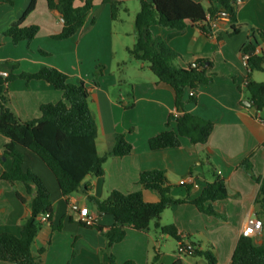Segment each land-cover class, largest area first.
<instances>
[{"label": "crops", "instance_id": "obj_1", "mask_svg": "<svg viewBox=\"0 0 264 264\" xmlns=\"http://www.w3.org/2000/svg\"><path fill=\"white\" fill-rule=\"evenodd\" d=\"M116 1L121 4L116 18L112 19L109 2L93 0L85 23L74 38L60 40L52 38L62 29L60 18L49 11L46 0H35L34 9L22 25H37L39 30L32 40L17 44L2 33L22 16L30 0H12V4L0 5V70L19 74L53 67L67 74L72 83L82 81L97 126L98 154L112 146L117 133L123 134L132 145L129 155L110 157L102 176L86 177L79 190L68 196L61 194L45 163L20 147L24 156L22 169L42 179L50 192L53 209L50 220L41 223L31 250L38 254L44 249L39 255L40 264H109L111 254L119 264L126 261L173 264L176 260L181 264H209L202 256L178 254L177 240L156 228L154 221L142 230L125 227L124 238L108 247L105 234L114 220L99 212L89 196L103 199L112 190L140 191L145 201L157 202L159 195L139 183V174L161 169L172 184L173 196L193 200L200 195L205 182L212 180V166L224 178L228 192L225 199L212 203L217 215H207L195 205L183 203L167 207L159 223L175 225L185 242L197 249L212 245L217 264H229L248 218L259 217L255 205L259 184L239 163L250 156L253 173L264 175L263 111H257L243 91L245 81H264V72H249L242 59V48L252 35L251 30L257 37L254 53L264 55V36L259 38L256 33H264V0L239 3L234 0L239 26L236 34H230L228 19L220 16L210 21L209 33L190 23L181 33L160 26L150 28L153 34L167 39L168 45L179 54L177 63L181 67L206 58L212 62L211 72L215 74L211 83L195 89L196 102L185 105V110L213 122L208 140L192 144L181 137L180 146L157 150L149 148L148 139L165 129L174 130L175 121L168 126L166 122L170 114L181 111L175 107L174 89L157 80L147 63L134 58L135 62L122 60L120 50L129 55L128 49L135 43L134 18L140 3L139 0ZM194 1L204 7L208 5L207 0ZM126 21L129 28L125 27ZM0 93L7 98L5 105L22 121L38 118L41 104L62 98V93L45 81L23 78L6 82L0 77ZM7 140L0 133V174L8 171L12 163L11 158L3 155ZM34 192V189L28 192L20 181L0 178V233L20 234L22 222L31 213ZM82 207L95 216L93 226L80 222ZM259 218L263 227L260 235L253 237L256 243L264 241V215ZM0 264L15 263L0 261Z\"/></svg>", "mask_w": 264, "mask_h": 264}, {"label": "trees", "instance_id": "obj_2", "mask_svg": "<svg viewBox=\"0 0 264 264\" xmlns=\"http://www.w3.org/2000/svg\"><path fill=\"white\" fill-rule=\"evenodd\" d=\"M77 1L81 0H46L49 11L57 14L62 22L60 33L53 35L52 38L72 40L76 32L82 28L93 6V0H82L81 4H77ZM105 1L110 4L112 19L116 18L121 3L116 0ZM5 3L12 4V0H0V5ZM139 3L140 8L134 18L135 43L128 49V54L138 61L147 63L157 80L167 83L174 89L175 107L181 111L177 115L170 114L166 122L168 126L171 121H175V129H165L151 136L148 139V146L151 150L178 147L181 137L187 138L192 144H203L208 140L214 124L209 119L185 110V105L196 102L195 96L189 95L190 89L212 82L215 76L211 72L212 62L206 58H198L187 67H181L177 63L179 54L168 45L167 39L153 34L150 28L160 26L181 33L190 23L201 26L209 33L210 21L221 12H225L230 24V34H236L239 26L235 2L207 0V7L194 0H139ZM34 6L35 0H30L22 16L10 23L2 33L14 44L22 40L30 41L37 34L39 30L37 25H22L24 18ZM251 31L252 35L242 48V55H248L245 62L249 72L254 70L264 72V55L254 53L257 37L254 30ZM256 33L259 38L264 36L261 31ZM98 70L99 66H96V72ZM19 78L43 80L62 93L59 101L41 104L40 116L29 121L18 119L5 105L7 98L0 93V133L8 139L4 145L3 155L12 160L10 169L1 172L0 178L9 182H22L28 192L35 190L31 200V213L22 222L20 234L0 233V261L40 264L39 255L44 249L34 254L31 244L41 225L38 216L49 213L48 220L51 218L52 201L42 179L37 174L22 169L24 156L20 147L30 150L45 163L54 175L61 194L68 196L79 190L86 177L102 176L104 165L110 157L129 155L132 145L123 134L117 133L113 136L112 146L103 154H98L97 126L89 108L88 92L82 81L78 84L72 83L67 74L53 67H42L33 73L9 72L3 79L11 82ZM243 91L256 110L263 111L264 116V81L248 80ZM239 167L259 184L255 205L257 215L262 217L264 175L256 176L253 173L250 156L245 157L239 163ZM210 171L212 180L205 182L200 195L193 200L173 196L172 184L166 172L161 169L144 170L139 174V183L159 195L157 202L145 201L140 191L122 193L112 190L103 199L89 196V200L99 212L112 216L114 220V225L105 234L109 240L108 247L124 238L125 227L142 230L152 221L161 232L180 240L181 236L175 225L159 223L162 213L171 205L191 203L207 215H217L212 203L225 199L228 192L224 178L216 174L212 166ZM17 196L24 201L21 195ZM190 246L194 248L191 256H202L209 264H217L212 245H208L204 250L197 249L192 244ZM109 264H119L112 254ZM121 264L134 263L126 261ZM173 264L181 262L176 260ZM229 264H264V241L256 243L253 237L240 235Z\"/></svg>", "mask_w": 264, "mask_h": 264}, {"label": "built area", "instance_id": "obj_3", "mask_svg": "<svg viewBox=\"0 0 264 264\" xmlns=\"http://www.w3.org/2000/svg\"><path fill=\"white\" fill-rule=\"evenodd\" d=\"M237 2H241V0H237ZM220 17H224L227 18V15L225 14V12H221L219 14ZM218 16V17H219ZM216 17V18H218ZM215 18V19H216ZM214 19V20H215ZM213 21V20H212ZM248 55L247 54H243L242 55V59L245 61L247 59ZM8 76V72L5 70H0V77L4 78ZM246 85V81L243 83V87ZM195 93V89H190L189 90V95L194 96ZM264 121V119H263ZM49 218V213H43L40 214L38 216V220L41 223L47 222ZM79 220L82 224L87 225V226H93L95 224V216L90 213L88 211V209L86 207H82L79 210ZM262 227H263V222L260 218L256 217V216H252L250 218H248L246 225L244 226V228L241 231V235L243 236H251V237H255L257 235H260L261 231H262ZM194 252V248L191 247L190 245H188L183 237H181L180 240H177V253L180 255H192Z\"/></svg>", "mask_w": 264, "mask_h": 264}, {"label": "rangeland", "instance_id": "obj_4", "mask_svg": "<svg viewBox=\"0 0 264 264\" xmlns=\"http://www.w3.org/2000/svg\"><path fill=\"white\" fill-rule=\"evenodd\" d=\"M120 15H123V13H121ZM126 28H129L128 26V22L126 21V25H125ZM128 39V38H127ZM130 44V43H128ZM123 50L121 49L120 52L122 53V60H126V61H132V62H135L136 60H134L133 58H131L129 55H127L126 53L122 52ZM129 63V62H128Z\"/></svg>", "mask_w": 264, "mask_h": 264}, {"label": "water", "instance_id": "obj_5", "mask_svg": "<svg viewBox=\"0 0 264 264\" xmlns=\"http://www.w3.org/2000/svg\"><path fill=\"white\" fill-rule=\"evenodd\" d=\"M247 104H249L248 102H246Z\"/></svg>", "mask_w": 264, "mask_h": 264}]
</instances>
